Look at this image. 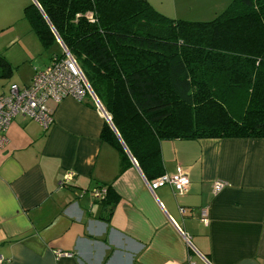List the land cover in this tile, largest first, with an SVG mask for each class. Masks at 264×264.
I'll return each mask as SVG.
<instances>
[{"label": "crops", "instance_id": "crops-1", "mask_svg": "<svg viewBox=\"0 0 264 264\" xmlns=\"http://www.w3.org/2000/svg\"><path fill=\"white\" fill-rule=\"evenodd\" d=\"M30 3L0 0L9 86H27L57 54L38 61L55 44L45 48L23 17ZM46 105L48 129L16 116L0 149L2 264H264V139L162 140L160 172L184 174L188 185L183 193L168 184L150 191L123 145L125 167L102 138L106 121L90 98ZM216 181L224 186L214 194ZM105 186L117 196L112 211L95 194Z\"/></svg>", "mask_w": 264, "mask_h": 264}, {"label": "trees", "instance_id": "trees-1", "mask_svg": "<svg viewBox=\"0 0 264 264\" xmlns=\"http://www.w3.org/2000/svg\"><path fill=\"white\" fill-rule=\"evenodd\" d=\"M35 1L23 17L45 48L58 36L147 180L162 175V140L264 139V0H231L207 21L168 18L146 0ZM12 73L0 55V79ZM101 135L128 166L107 122Z\"/></svg>", "mask_w": 264, "mask_h": 264}, {"label": "built area", "instance_id": "built-area-1", "mask_svg": "<svg viewBox=\"0 0 264 264\" xmlns=\"http://www.w3.org/2000/svg\"><path fill=\"white\" fill-rule=\"evenodd\" d=\"M61 44L63 56H52L47 66L35 69L31 82L27 86L18 87L11 84L8 92L0 95V149L7 141L5 132L16 116L32 120L40 124L43 129L49 128L53 122V112L46 105L48 100L59 102L64 97H72L81 101L88 97L104 120L110 125L111 117L109 113L91 90L75 59ZM72 176V172H67L64 179L68 181ZM145 183L150 191L168 184L176 192L183 193L186 191L188 179L184 174H162L152 180L146 179ZM223 186L224 183L221 181L214 182L213 193L219 192ZM105 193V187L95 190L96 196L101 198ZM180 211L184 212V209L180 208ZM202 220L206 222L205 218ZM69 255L68 252H56L57 257ZM3 261L4 258L0 256V264Z\"/></svg>", "mask_w": 264, "mask_h": 264}, {"label": "rangeland", "instance_id": "rangeland-1", "mask_svg": "<svg viewBox=\"0 0 264 264\" xmlns=\"http://www.w3.org/2000/svg\"><path fill=\"white\" fill-rule=\"evenodd\" d=\"M154 10L172 19H184L190 21H207L217 13L225 9L231 0H146ZM55 51L61 53L56 44L44 51L38 57V61L46 62L49 53ZM10 78L0 79V90L9 86Z\"/></svg>", "mask_w": 264, "mask_h": 264}, {"label": "water", "instance_id": "water-1", "mask_svg": "<svg viewBox=\"0 0 264 264\" xmlns=\"http://www.w3.org/2000/svg\"><path fill=\"white\" fill-rule=\"evenodd\" d=\"M33 2L38 6V4L36 3L35 0H33ZM38 7H39V6H38ZM39 9H40V8H39ZM56 38H57V41L59 42V44H61L60 39L58 38V36H56ZM61 45H62V44H61ZM110 126H111L112 129L115 131V133H116L118 139L120 140V142H121V144L123 145V147H124V149L126 150V152H127V153L129 154V156L131 157V155H130V153L128 152L127 148L125 147V145L123 144V142H122L121 139L119 138V135L117 134L116 130L114 129L112 123H110ZM131 158H132V157H131Z\"/></svg>", "mask_w": 264, "mask_h": 264}]
</instances>
